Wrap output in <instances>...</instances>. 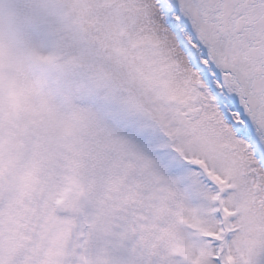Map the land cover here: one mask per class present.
Instances as JSON below:
<instances>
[{
  "label": "snow or ice",
  "instance_id": "snow-or-ice-1",
  "mask_svg": "<svg viewBox=\"0 0 264 264\" xmlns=\"http://www.w3.org/2000/svg\"><path fill=\"white\" fill-rule=\"evenodd\" d=\"M0 264H264V0H0Z\"/></svg>",
  "mask_w": 264,
  "mask_h": 264
}]
</instances>
